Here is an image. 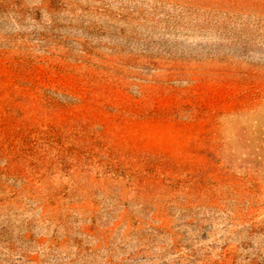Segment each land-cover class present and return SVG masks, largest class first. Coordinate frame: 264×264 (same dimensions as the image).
<instances>
[{"label":"rangeland","instance_id":"1","mask_svg":"<svg viewBox=\"0 0 264 264\" xmlns=\"http://www.w3.org/2000/svg\"><path fill=\"white\" fill-rule=\"evenodd\" d=\"M0 264H264V0H0Z\"/></svg>","mask_w":264,"mask_h":264},{"label":"trees","instance_id":"2","mask_svg":"<svg viewBox=\"0 0 264 264\" xmlns=\"http://www.w3.org/2000/svg\"><path fill=\"white\" fill-rule=\"evenodd\" d=\"M123 101L126 100V96L123 97ZM103 99L95 98L91 96L81 95V96H72V97H52V96H40V94H35L30 97L28 104V117L34 125H38V122L41 123V127H44L49 132L46 133L45 140H56V137L61 138V135L56 134V114L62 118L61 123L63 126H69L73 124V128L79 124V120L85 124L82 131H88L85 129H89L90 124H93L92 118H89V110L95 109L100 111L99 113H107V111L103 110L100 106L104 102ZM19 105V104H17ZM104 105V104H103ZM9 111H13L15 106L13 104H8ZM48 108L49 111L47 113L41 114V108ZM119 115L114 114L113 117L117 118ZM39 117L36 121V118ZM92 119V120H91ZM32 125V124H31ZM32 125V126H34ZM50 133V134H49ZM87 135H84L83 132H77L74 134V138H78L77 140H84ZM44 137V135H43ZM64 138H69L68 135H64Z\"/></svg>","mask_w":264,"mask_h":264}]
</instances>
